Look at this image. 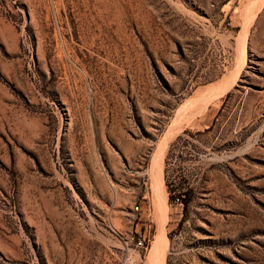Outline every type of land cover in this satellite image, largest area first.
I'll return each mask as SVG.
<instances>
[{"label":"rangeland","instance_id":"rangeland-1","mask_svg":"<svg viewBox=\"0 0 264 264\" xmlns=\"http://www.w3.org/2000/svg\"><path fill=\"white\" fill-rule=\"evenodd\" d=\"M161 231L162 264H264V0H0V264Z\"/></svg>","mask_w":264,"mask_h":264},{"label":"bare ground","instance_id":"bare-ground-1","mask_svg":"<svg viewBox=\"0 0 264 264\" xmlns=\"http://www.w3.org/2000/svg\"><path fill=\"white\" fill-rule=\"evenodd\" d=\"M262 1V0H260ZM249 15V14H248ZM249 17V16H248ZM254 17V15H253ZM247 17H245L246 19ZM251 19V18H250ZM252 21V20H250ZM247 22V21H246ZM247 27V26H246ZM246 31L244 30L243 33H245ZM242 33V37H244V34ZM246 34V33H245ZM221 89H219L217 87L216 88H213V89H209L206 93L202 94L201 96H198L194 99H192L189 103V105L191 104V107L193 108L192 111H190L188 109V111H190V115H194V114H197L199 112H201V110L204 109V107H206V103H208L211 98H213L215 95L216 97L218 96L217 93H220ZM215 98V97H214ZM188 106V104H187ZM177 124V123H176ZM165 142V141H164ZM164 142L162 143L164 145ZM162 146V145H161ZM162 147H160L159 151H157V154L155 155L154 157V160L156 162V164L158 163L157 161H159V157H160V153H162ZM160 175V174H159ZM162 180L160 179L159 183L161 184ZM159 186V184H158ZM159 193V199H160V202H159V206H156V207H159L160 208V215H161V218H162V226H163V223L164 221L166 220L165 219V215H166V210H167V203H166V197L165 195L162 193V191H157ZM162 233L160 234V236L155 240L152 248H151V256H150V264H162V261H163V258H164V252L166 251V244H167V238L164 236L163 234V231H161Z\"/></svg>","mask_w":264,"mask_h":264},{"label":"built area","instance_id":"built-area-1","mask_svg":"<svg viewBox=\"0 0 264 264\" xmlns=\"http://www.w3.org/2000/svg\"><path fill=\"white\" fill-rule=\"evenodd\" d=\"M135 209L138 208V205L135 204L134 207ZM147 236L145 234V232H143L142 235H137L135 237V240H134V245L135 247L139 248V249H145L146 248V245H147ZM123 264H139V261L138 260H133V259H125Z\"/></svg>","mask_w":264,"mask_h":264},{"label":"trees","instance_id":"trees-1","mask_svg":"<svg viewBox=\"0 0 264 264\" xmlns=\"http://www.w3.org/2000/svg\"><path fill=\"white\" fill-rule=\"evenodd\" d=\"M166 183V182H165ZM182 196H180V193H175V194H171L170 191L168 190V196H167V200L169 203L173 202V200L175 198L177 199H181Z\"/></svg>","mask_w":264,"mask_h":264}]
</instances>
